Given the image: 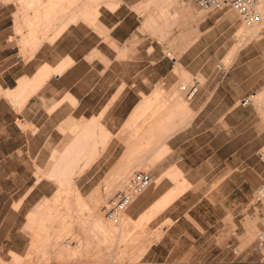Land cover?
Returning <instances> with one entry per match:
<instances>
[{
  "label": "crops",
  "instance_id": "crops-1",
  "mask_svg": "<svg viewBox=\"0 0 264 264\" xmlns=\"http://www.w3.org/2000/svg\"><path fill=\"white\" fill-rule=\"evenodd\" d=\"M46 2L49 17L58 9L79 20L0 71V234L10 256L28 260L35 243L49 264L52 242L76 249L72 261L83 256L74 264H264L242 203L225 195L243 171L230 116L248 96L257 109L264 91L237 46L228 53L239 17L194 0ZM137 170L153 183L108 219L102 203ZM250 209L264 231V205Z\"/></svg>",
  "mask_w": 264,
  "mask_h": 264
},
{
  "label": "rangeland",
  "instance_id": "rangeland-1",
  "mask_svg": "<svg viewBox=\"0 0 264 264\" xmlns=\"http://www.w3.org/2000/svg\"><path fill=\"white\" fill-rule=\"evenodd\" d=\"M46 1L47 0H0L1 72H4V70L7 69L13 60L17 59L18 56L24 59L30 58L31 53L36 49V44L40 45V43H42L40 40L41 37H45L48 33L53 31V29H55L54 33L56 37V35L60 34L61 31L70 23L79 20L78 15H72L71 13L59 14L58 9H53L52 13L54 15L52 14V17H49L47 13L52 8L49 5L44 4ZM259 1L261 3V0ZM229 14H232L233 17H238L233 11H230ZM261 14L263 16L262 22L257 25L258 27L257 29H254V31L253 28L246 29L241 20L238 19L234 37L231 40L232 48L228 51V53L237 46L234 54L244 56L243 59L249 61L245 65V68L250 65L252 67V71L250 72H256L258 81L264 82V9ZM48 20H50L51 23H49ZM252 35L254 36V39L245 43V37L247 38ZM30 42H32L35 46L29 47L28 49H30V52H27V45H29ZM222 63L226 69L232 65L231 64L227 68L225 62L222 61ZM226 69H224V71H227ZM250 72L247 71L246 73L244 71L243 75L246 76ZM263 89L264 87L260 91ZM4 94V92H0V95ZM263 101L264 91L258 96L256 103V106L258 107L257 109H255L252 104L248 107L239 106L236 109L239 114L237 113L236 117L230 116L231 123L235 124V127L232 128L230 135L235 133L233 132L235 128V131H240L242 136L243 171L241 173V178H239L240 180L236 183H227L225 190L227 205L232 207L234 201L241 202L242 211L239 218L243 221L246 217V228L248 230L252 229L251 233L257 231V235L260 231L257 230L256 223L262 220L261 218H258L260 214L257 212L256 214H253L250 206H252L255 200L256 191L261 182V171L264 169L263 163L259 160V152L264 154V120L260 116L262 115L260 107ZM239 103L240 99H238L235 104L238 105ZM258 161H260V163H258ZM110 193L111 192L108 191L106 192V195L108 196ZM106 203L107 198L102 205ZM89 214L92 215L91 212H89ZM55 216H57V214ZM231 217L232 216L229 218L230 220H232ZM251 220L253 221V225H249ZM71 237L75 236L72 235ZM50 240H52V238H50ZM50 244L52 250L50 252L51 255L50 262H48L49 264H64V262L74 264L73 262L80 261L83 257L82 255H79L76 260L72 261L71 253L76 249H65L63 247L59 248L58 246L55 247L52 242H50ZM9 246V234H0V264H39L41 255L39 254V248L35 245V243L33 244L32 252L27 255L29 258L28 260L20 255L16 256L12 254L11 257ZM54 251L64 253L60 260H57L55 257L56 254ZM18 257H20V261H18Z\"/></svg>",
  "mask_w": 264,
  "mask_h": 264
},
{
  "label": "built area",
  "instance_id": "built-area-1",
  "mask_svg": "<svg viewBox=\"0 0 264 264\" xmlns=\"http://www.w3.org/2000/svg\"><path fill=\"white\" fill-rule=\"evenodd\" d=\"M199 8L212 13L221 10H230L235 12L241 22L247 26H253L262 20V14L258 8V0H194ZM218 69L224 71L223 65H218ZM242 106L252 104L250 96L241 100ZM262 116L264 118V101L261 104ZM260 159L264 162V154L260 153ZM153 183L152 176L145 171L137 170L132 172L120 184L108 198L104 207V214L110 220L118 218L119 214L125 212L136 198L147 190ZM254 204L264 205V177L262 184L258 188ZM258 246L264 250V231L257 235Z\"/></svg>",
  "mask_w": 264,
  "mask_h": 264
},
{
  "label": "bare ground",
  "instance_id": "bare-ground-1",
  "mask_svg": "<svg viewBox=\"0 0 264 264\" xmlns=\"http://www.w3.org/2000/svg\"><path fill=\"white\" fill-rule=\"evenodd\" d=\"M258 1H259V0H258ZM258 8H259V11L262 13V10L264 9V0H261V3H260V1L258 2ZM262 19H263V16H262ZM261 22H262V20H261ZM261 22L255 24V25H253V26H247V25H245V24H243V25L245 26L246 29H252V28H253V31H254V29H257V27H258L257 25L260 24ZM255 31H256V30H255ZM253 38H254L253 35H252V36H249V37H247V38L245 37V41H247V42H248V41H251ZM39 46H40V45L36 44V46H35L36 49L34 50V52L38 49ZM5 95H8V92H6ZM250 98H251V96H250ZM251 100H252V99H251ZM252 105H253V101H252ZM261 112H262V111H261ZM71 146H72V145H71ZM65 153H66V152H65ZM58 154H59V153H58ZM72 159H73V158H71V160H72ZM73 160H74V159H73ZM73 160H72V162H75V161H73ZM71 169H72V168H71ZM58 170H59V169H58ZM49 178L52 179V180H54L55 182H58V184H59V182H61V181H62L61 183H64V182L67 181V180H66V181H63L64 179H63L62 177L55 176V175H54V176L49 175ZM62 179H63V180H62ZM123 180H124V179H123ZM123 180H122V181H123ZM67 183H68V181H67ZM122 214H124V212L120 213L119 216L122 215ZM119 216H118V218H119ZM118 218H117V219H118ZM97 226H98V225H97ZM100 227H101V226H100ZM95 228H96V227H95ZM99 229H100V228H99ZM103 230H104V229H103ZM97 231H98V230H97ZM100 231H101V230H100ZM100 231H99V232H100ZM103 232H104V231H103ZM100 233H101V232H100ZM104 233H105V232H104ZM75 255H76V254H75ZM78 255H79V253H78ZM78 255H76V257H78ZM76 257H75V258H76ZM75 258H74V259H75ZM18 261H20V257H18Z\"/></svg>",
  "mask_w": 264,
  "mask_h": 264
}]
</instances>
